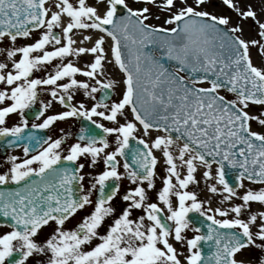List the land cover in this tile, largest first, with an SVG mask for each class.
Wrapping results in <instances>:
<instances>
[{
  "label": "snow or ice",
  "instance_id": "1",
  "mask_svg": "<svg viewBox=\"0 0 264 264\" xmlns=\"http://www.w3.org/2000/svg\"><path fill=\"white\" fill-rule=\"evenodd\" d=\"M0 142V264H264V0H0Z\"/></svg>",
  "mask_w": 264,
  "mask_h": 264
},
{
  "label": "flooded vegetation",
  "instance_id": "2",
  "mask_svg": "<svg viewBox=\"0 0 264 264\" xmlns=\"http://www.w3.org/2000/svg\"><path fill=\"white\" fill-rule=\"evenodd\" d=\"M57 107H59V105H57ZM60 127L66 128L69 132H74L78 128V122H74V121H71V120L68 121V122H63V124H61L60 122H57V125L53 129H47V132L48 133L59 132V128ZM7 156L4 159H0V170L1 171L2 170H6L7 167H8V164H7ZM17 156H20V155H17ZM4 161H5V163H4Z\"/></svg>",
  "mask_w": 264,
  "mask_h": 264
},
{
  "label": "rangeland",
  "instance_id": "3",
  "mask_svg": "<svg viewBox=\"0 0 264 264\" xmlns=\"http://www.w3.org/2000/svg\"><path fill=\"white\" fill-rule=\"evenodd\" d=\"M258 62V61H257Z\"/></svg>",
  "mask_w": 264,
  "mask_h": 264
}]
</instances>
